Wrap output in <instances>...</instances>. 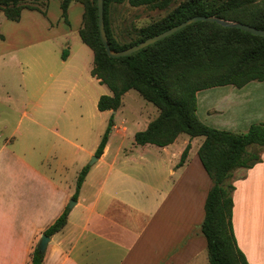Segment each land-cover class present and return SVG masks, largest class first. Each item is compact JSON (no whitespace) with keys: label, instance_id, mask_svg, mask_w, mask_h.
<instances>
[{"label":"crops","instance_id":"crops-1","mask_svg":"<svg viewBox=\"0 0 264 264\" xmlns=\"http://www.w3.org/2000/svg\"><path fill=\"white\" fill-rule=\"evenodd\" d=\"M92 69L91 80L100 84ZM48 77L30 83V95L26 83L21 85L26 99L20 103L25 107L20 122H27L21 132L20 126L9 129L7 115L19 103L13 105L12 86L0 82V264L30 263L43 232L74 200L78 175L87 166L82 152H96L76 142L74 126L75 105L93 82L69 64ZM197 104L207 126L245 133L264 123V81L199 91ZM158 114L137 123L134 131L146 130ZM123 122L121 128L116 123L104 154L91 166L66 226L51 237L43 264H207V241L199 227L212 181L200 158L207 176L191 157L195 138L189 136L181 146L176 143L184 134L163 148L140 146L136 160L125 148L132 138ZM83 134L89 135L85 127ZM190 139L187 162L177 167ZM261 157L253 168L233 173L240 174L234 180L233 229L249 264H264V251L256 250L264 249V151Z\"/></svg>","mask_w":264,"mask_h":264},{"label":"trees","instance_id":"trees-1","mask_svg":"<svg viewBox=\"0 0 264 264\" xmlns=\"http://www.w3.org/2000/svg\"><path fill=\"white\" fill-rule=\"evenodd\" d=\"M48 0H0V11L19 22L24 10L41 11L38 4ZM84 9L79 36L94 55L91 75L105 85L112 95L99 98L100 112H116L123 96L135 90L159 111L147 129L135 134V143L166 147L186 134L203 137L198 156L212 181L205 203V218L201 233L207 241L209 264H249L238 248L233 229L234 185H227L239 169H251L262 161L264 151V123L253 124L245 133L211 128L197 115V93L202 90L234 86L243 88L254 81H264V37L217 23L196 22L145 49L127 57L111 58L102 43L98 25L97 0H79ZM128 2L133 7L149 6L167 9L171 0H104V22L110 47L123 51L159 35L190 18L213 16L264 29V0H186L167 16L140 29L137 39L121 43L113 35L109 21L112 4ZM72 0H61L64 19ZM0 30V39H3ZM69 55L65 51L64 60ZM115 127L112 116L95 152L104 154ZM255 148V149H253ZM191 144L184 149L177 167L188 159ZM91 169L85 166L77 179V201L80 190ZM70 208L52 223L43 235L52 237L67 224ZM45 254L34 248L29 264H43Z\"/></svg>","mask_w":264,"mask_h":264},{"label":"rangeland","instance_id":"rangeland-1","mask_svg":"<svg viewBox=\"0 0 264 264\" xmlns=\"http://www.w3.org/2000/svg\"><path fill=\"white\" fill-rule=\"evenodd\" d=\"M78 1L72 0L67 21L63 17L61 0H48L47 5L46 1L41 2L36 6L41 8L42 12L24 11L19 22L8 20L0 11V30L4 37L0 39V82L6 81L12 86L11 96L15 99L13 105L17 107L16 101L19 103L17 111H9L7 115L9 129L20 126L18 128L21 132L27 123L26 120L20 122L22 111L25 110V107L20 103L26 99V92L21 88L23 83H26L30 89V83L36 85L38 81L48 79L49 73L57 75L61 68L67 64L80 67L86 79L93 82L89 76V69L93 67V52L82 43L79 36L84 9ZM184 1L186 0H171L170 6L164 10L149 6L133 7L128 2L112 4L109 8V21L113 35L121 43L137 39L140 29L161 20ZM38 42L39 44H37ZM65 51L71 54L68 62L62 58ZM31 92L30 89L27 95H30ZM84 95V98H79L75 105L76 142L87 150H97L113 116L115 126L117 123L121 128L123 121L126 122L125 125L129 129L132 142L127 141L125 148L129 151L133 150L129 156L138 160L143 148L134 141V134L138 132L134 131V129L136 130L135 126L137 123H145V121L154 118L159 112L158 109L141 97L137 91L131 90L123 96L122 105L118 111L99 112L97 108L99 98L103 95L110 96L112 93L105 85L97 84L95 81ZM200 115L204 118L202 110ZM65 120L64 117L60 120V128ZM71 127H73L72 124ZM84 127L87 131L89 130V135L84 136L83 134V137ZM188 137L186 134L182 135L176 144L183 145ZM203 140V137L194 139L191 153L192 159H196L199 163L198 144ZM191 141L190 139V144ZM94 155L89 156L82 152L86 165L93 166L91 163L94 161ZM148 156L149 154L146 155V157ZM123 159L124 157H120V160ZM111 160H113V155L107 159L108 162ZM95 164L97 163L94 161ZM200 166L203 170L201 163ZM138 171V169L131 170L133 173ZM205 175L207 176L206 173ZM238 176H240L239 172L236 175L233 174L226 186L234 185V180ZM208 179L210 178L208 177ZM256 250L264 251V249ZM205 257L209 264L207 251Z\"/></svg>","mask_w":264,"mask_h":264},{"label":"water","instance_id":"water-1","mask_svg":"<svg viewBox=\"0 0 264 264\" xmlns=\"http://www.w3.org/2000/svg\"><path fill=\"white\" fill-rule=\"evenodd\" d=\"M97 7H98V25H99V32H100V37L102 40V43L106 49V52L109 57L111 58H122V57H127L130 56L134 53H137L143 49H145L148 46H151L167 37L172 36L173 34L179 32L180 30L186 28L187 26L194 24L196 22H211V23H217L219 25H222L223 27L227 28H235V29H240L242 31H245L247 33H250L255 36H260L264 37V29H257L255 27H252L250 25L236 22V21H228V20H223L219 19L217 17L213 16H196L193 18L188 19L187 21L159 34L156 35L152 38H149L143 42H141L138 45L132 46L126 50L123 51H114L110 47V43L107 37L106 29H105V22H104V0H97ZM99 158L95 157L94 161H98ZM94 161L91 163V165H94ZM76 204L75 200H71L69 202L68 207L71 209L74 207ZM51 241V238L48 237L47 235H42L41 239L38 243L37 249L41 254H45L47 247Z\"/></svg>","mask_w":264,"mask_h":264}]
</instances>
